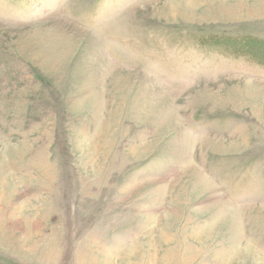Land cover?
I'll use <instances>...</instances> for the list:
<instances>
[{"label":"rangeland","instance_id":"obj_1","mask_svg":"<svg viewBox=\"0 0 264 264\" xmlns=\"http://www.w3.org/2000/svg\"><path fill=\"white\" fill-rule=\"evenodd\" d=\"M252 52L264 0H0V264H264Z\"/></svg>","mask_w":264,"mask_h":264},{"label":"trees","instance_id":"obj_2","mask_svg":"<svg viewBox=\"0 0 264 264\" xmlns=\"http://www.w3.org/2000/svg\"><path fill=\"white\" fill-rule=\"evenodd\" d=\"M256 42H257V44L259 43V41H256ZM223 45H225L230 50V45L229 44L226 43V44H223ZM244 54H246V53H244ZM248 55H251L252 59H254L255 61H260L261 63H264V57H261L260 55H257V54H255L253 52L251 54H248Z\"/></svg>","mask_w":264,"mask_h":264}]
</instances>
